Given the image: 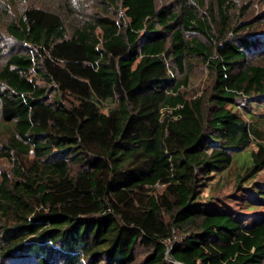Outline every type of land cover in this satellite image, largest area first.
I'll return each instance as SVG.
<instances>
[{
  "label": "trees",
  "instance_id": "1",
  "mask_svg": "<svg viewBox=\"0 0 264 264\" xmlns=\"http://www.w3.org/2000/svg\"><path fill=\"white\" fill-rule=\"evenodd\" d=\"M18 1L0 37V264H264V213L203 196L257 141L236 188L264 210V184H240L264 169L248 110L264 107V11L246 17L264 0H210L203 18L204 0ZM194 56L213 82L186 98Z\"/></svg>",
  "mask_w": 264,
  "mask_h": 264
},
{
  "label": "rangeland",
  "instance_id": "2",
  "mask_svg": "<svg viewBox=\"0 0 264 264\" xmlns=\"http://www.w3.org/2000/svg\"><path fill=\"white\" fill-rule=\"evenodd\" d=\"M7 0H0V7L2 8L0 11V37H6L4 33V6L5 2ZM16 3L10 4L8 7L9 16L14 14L16 15V11L20 10V2L18 0ZM159 4H169L174 2L175 0H156ZM210 0H204L206 3L205 7L199 12L201 14V18L204 17V13L206 11V8L208 7ZM248 0H244L243 2H238V6L242 5V3H245ZM84 3V9L85 13L87 12H94L95 4L96 2H93L92 0H82ZM257 2V1H254ZM31 3H35L37 6L42 7H48L53 8L54 4L49 1H42V0H31ZM77 10V9H76ZM78 11V10H77ZM264 11V5L263 4H257L253 5L249 8V11L246 15V17H254L258 13H262ZM3 15H2V13ZM120 14V13H119ZM262 28V27H261ZM212 32L216 33V30L212 26ZM7 40V45H12V41H10L7 38H4ZM184 39L187 41L191 40H197L200 42L208 43L207 38L205 35H202L200 33H186L184 34ZM2 45V43H0ZM5 47V46H1ZM251 60L254 63L264 65V57L258 56V57H252ZM190 63V67L188 68V81L186 87L181 88V91L185 92L186 98H192L200 95H204L205 93H209V89L213 82V77L208 74L206 67L204 66V63L200 60L199 57H190L188 59ZM243 108V109H242ZM240 109V112L242 113V116L246 118V114L244 113V107ZM249 112H252L255 114L256 118L262 119L259 120V122L256 123V127L261 133V139L260 142L264 145V107L263 106H257L256 104H252V106H248ZM250 121V120H249ZM248 121V122H249ZM11 133V128L8 126H4L0 123V140H3L4 138L8 137V135ZM257 142V141H256ZM256 142H250L249 145L243 146L241 148H238L234 153L232 157L231 165L225 169L223 172L213 176V178H209L207 182V186L203 189V196L205 197H214L217 200H221L224 202H231V204L238 205L240 211H242L244 214L253 215L256 213H264V210L262 208H259L258 206H255L253 209H245V205L243 204V200H241V193L237 192L236 188V181L239 178H242L245 175L246 169L251 165V153L257 150ZM10 169V164L7 162L6 159L0 158V171ZM247 177V178H246ZM246 180L241 181V186L244 188L250 187L252 185L256 184H264V169H262L260 172L253 176H245ZM239 196V199H237V195ZM243 194V192H242ZM10 264V262H9Z\"/></svg>",
  "mask_w": 264,
  "mask_h": 264
}]
</instances>
